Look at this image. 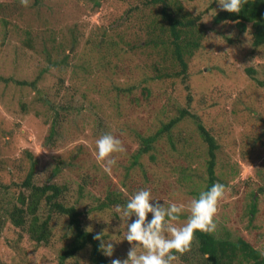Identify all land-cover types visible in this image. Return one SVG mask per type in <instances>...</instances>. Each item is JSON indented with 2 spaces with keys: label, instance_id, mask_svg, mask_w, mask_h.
<instances>
[{
  "label": "rangeland",
  "instance_id": "obj_1",
  "mask_svg": "<svg viewBox=\"0 0 264 264\" xmlns=\"http://www.w3.org/2000/svg\"><path fill=\"white\" fill-rule=\"evenodd\" d=\"M94 1L99 4L97 8ZM112 5L121 6L119 0H0V264H58L57 257L70 235L66 219L53 216L52 242L48 246L34 244L5 218V211L14 204L19 206L17 197L29 193L21 184L31 161L33 184L60 187L61 202L87 212L90 224L112 241L110 264L112 258L125 259L130 244L123 240L125 228L115 206L94 210L106 193H119L124 204L132 193L148 188L165 206L169 201L187 205L193 191H201L205 184L206 144L191 133L195 123L190 119L179 128H186L192 136L188 143L175 141L176 155L158 161L159 166L153 168L146 158L139 166H130L136 151L134 133H148L155 127L161 119L159 108L170 93L165 84L142 80L148 74L147 57L137 50L124 48L119 62L91 51L94 59H100L99 63H89L92 59L87 50L89 46L94 49L99 38L87 39L93 28L107 20ZM23 31H31V42H24ZM204 49L209 51L207 46ZM212 58L210 62L205 55L201 63L190 64L189 81H176L171 97L177 102L167 112L172 115L175 107L189 109L193 120L210 130L218 146L216 182L225 185V193L217 205L214 236L244 239L264 255V192H258L264 185V87L255 82L264 81V47L234 66L226 67L215 54ZM123 61L126 63L120 64ZM245 68L255 71L256 80ZM60 81L65 87L61 100L53 95ZM89 85L93 89L90 94ZM100 94L110 96L111 104L115 98L118 112L113 118L93 121V104L87 100ZM36 96L56 105L68 99L69 114L57 113L55 119L43 117L47 111L33 100ZM50 125L53 135L48 139ZM105 133L119 138L124 149L113 154L117 164L110 173L103 171L94 151L96 139ZM155 147L168 150L162 140ZM252 202L256 204L255 214L249 212ZM39 207L41 217L47 206L42 202ZM186 215L185 211L182 221ZM88 254L80 252L61 264H90ZM173 264L188 263L179 257Z\"/></svg>",
  "mask_w": 264,
  "mask_h": 264
},
{
  "label": "trees",
  "instance_id": "obj_2",
  "mask_svg": "<svg viewBox=\"0 0 264 264\" xmlns=\"http://www.w3.org/2000/svg\"><path fill=\"white\" fill-rule=\"evenodd\" d=\"M219 2L220 0H135L134 2L119 0L121 6L112 5L106 14L105 19L107 20H103L99 26L93 28L87 39L99 38L97 46L94 49L89 46L90 49L86 53L89 58L91 56L92 61L89 63L92 64L99 63L100 56L94 59L91 51L99 53L102 57L114 58L117 62H119L120 54L123 53L124 48L145 54L148 74L147 78L142 80L165 84L170 93L167 98L165 97L166 101L162 109L159 108L161 119H157L155 127L148 133H134L136 151L131 157L130 166H139L142 158H146L152 168L153 165L154 167L159 166L158 161L176 155V140L188 143L190 141L189 136L196 133L206 144L204 154L207 153L205 184L201 190H205L216 182L215 154L218 146L210 130L206 129L201 121L193 120L194 117L189 109L175 107V112L172 115L167 112L168 107L172 108V103L177 102L171 97L176 81L185 80L187 83L190 64L201 63L205 59V55L212 62V55L215 54L227 67V65L239 64L249 54L264 47V0H246L239 13L222 10ZM94 5L97 8L99 4L94 1ZM102 19L100 18V20ZM2 22L5 26L6 21L3 20ZM22 34L26 36L25 43L31 42V31H23ZM7 35L5 30L3 32L5 39ZM102 38L103 41H101ZM213 42L215 43L214 46L212 45ZM205 46L208 47L209 51L204 49ZM108 48L110 49L107 51ZM138 60L140 62L141 58L139 57ZM133 62L135 63L137 60ZM55 65H57V61L54 62ZM45 69L39 72L40 76ZM245 72L251 75L253 80H256L253 69L245 68ZM221 82L222 78H220L219 85L222 84ZM255 82L259 87H264V81ZM31 84L34 86L33 83ZM190 85L186 86L188 91L191 88ZM81 86L83 87V85ZM87 87L88 94L92 93L91 85ZM218 88H220L219 96H222V88L220 86ZM64 90L63 81H60L59 84L57 83L56 91L53 92L54 97L58 96L61 100ZM145 90L144 88L143 91ZM119 91L117 88V92ZM113 92V95L116 96V91ZM213 92L216 93V91ZM81 97L84 96L81 94ZM109 98L110 96H101L100 94L95 99L87 100L93 104L92 114L95 117L93 121H99L101 117L105 119L117 115V101L114 98L111 104L108 102ZM33 100L40 102L42 108L47 111L42 113L43 117L51 116L52 119H55L57 113H64L65 116L70 112L71 103L68 99L62 104L59 102L57 105L49 99L45 102L39 96ZM36 114L39 113L36 112ZM188 119L195 123L191 130L192 134L186 128H179ZM52 128L50 125L48 139L53 135ZM161 140L166 141L167 151H161L155 147L156 143ZM33 163L34 161H31L29 171L21 184L29 193L27 196L19 195L17 197L19 206L14 204L8 211H5V218L9 220L8 223L19 229L30 242L48 246L52 242V218L53 216L54 218L62 216L66 219L70 235L61 254L57 257V263L61 264L68 258H73L80 252L87 251L90 264H110V257L103 255L99 248L101 242L94 239L100 231H97L87 220L88 213L78 210L75 205L61 202L62 189L57 185L44 184L38 186L33 184L31 181ZM199 192L193 191V195L196 196ZM258 192H264V185L258 188ZM42 202L47 207H44L40 217L38 212ZM122 203L123 200L119 193L108 192L104 200L94 210L110 208ZM255 205V202L250 204L249 212L251 214H255L257 211ZM43 214L45 215L43 216ZM1 236L2 221L0 220V239ZM103 238H105L104 235ZM187 252L189 256L184 255V253L178 255L183 262L188 264H264V255L261 250L254 248L248 241L244 239L231 241L227 238L216 237L213 233H205L199 230L194 233L192 246ZM22 264L30 263L23 262Z\"/></svg>",
  "mask_w": 264,
  "mask_h": 264
},
{
  "label": "clouds",
  "instance_id": "obj_3",
  "mask_svg": "<svg viewBox=\"0 0 264 264\" xmlns=\"http://www.w3.org/2000/svg\"><path fill=\"white\" fill-rule=\"evenodd\" d=\"M245 3L246 0H220L219 6L227 12L239 13ZM94 151L103 171L110 173L117 164L113 154L124 149L119 138L105 133L96 139ZM224 193L225 185L215 182L193 196L187 205L169 201L165 206L152 196L150 189L135 191L124 204L115 205V212L125 228L123 240L129 242L130 248L125 259L112 258L111 264H173L178 261V254L191 248L197 230L205 233L216 230L214 217ZM185 211L187 215L182 221ZM103 233H98L94 239L101 242L99 248L103 255L112 257L113 243L104 239Z\"/></svg>",
  "mask_w": 264,
  "mask_h": 264
}]
</instances>
